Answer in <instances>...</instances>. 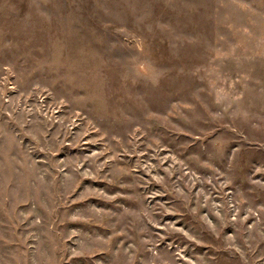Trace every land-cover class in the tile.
<instances>
[{
  "label": "rangeland",
  "instance_id": "374dc122",
  "mask_svg": "<svg viewBox=\"0 0 264 264\" xmlns=\"http://www.w3.org/2000/svg\"><path fill=\"white\" fill-rule=\"evenodd\" d=\"M0 264H264V0H0Z\"/></svg>",
  "mask_w": 264,
  "mask_h": 264
}]
</instances>
